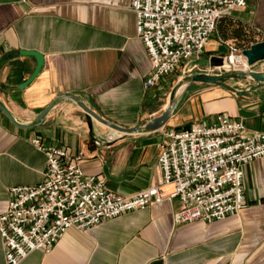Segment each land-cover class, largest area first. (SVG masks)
Masks as SVG:
<instances>
[{"label":"crops","instance_id":"crops-1","mask_svg":"<svg viewBox=\"0 0 264 264\" xmlns=\"http://www.w3.org/2000/svg\"><path fill=\"white\" fill-rule=\"evenodd\" d=\"M131 0H0V100L19 122L0 110V213L10 187L38 182L46 153L33 142L68 147L87 173L103 176L122 195L162 181L157 162L163 131L188 127L218 114L244 120L246 131H264V82L230 78L235 89L193 81L176 99L161 127L122 132L95 119L92 132L78 95L102 117L125 127L144 124L168 103L160 88L144 86L151 62L136 31ZM264 40V0L225 14L206 44L208 63L184 61L174 82L188 73L219 72L228 43L243 48ZM35 50L43 63L28 83L37 61L20 50ZM221 59V63L218 59ZM250 69L264 71V59ZM104 167L109 176L104 172ZM246 204L236 213L210 222L174 223L179 201L165 198L104 219L88 229L69 227L50 251L34 249L17 264H264V155L243 165ZM0 264H6L0 235Z\"/></svg>","mask_w":264,"mask_h":264},{"label":"built area","instance_id":"built-area-1","mask_svg":"<svg viewBox=\"0 0 264 264\" xmlns=\"http://www.w3.org/2000/svg\"><path fill=\"white\" fill-rule=\"evenodd\" d=\"M246 0H131L136 31L151 62L144 78L150 88L199 57L220 19ZM217 73L250 69L243 47L228 43ZM203 72H209L206 68ZM32 142L46 153L42 178L14 185L0 213L6 264H17L34 249L50 251L71 226L88 229L104 219L177 198L174 223L210 222L236 213L245 204L243 165L264 155V131H246L244 120L225 114L188 127H167L157 162L162 181L122 195L103 176L85 172L68 147Z\"/></svg>","mask_w":264,"mask_h":264},{"label":"water","instance_id":"water-1","mask_svg":"<svg viewBox=\"0 0 264 264\" xmlns=\"http://www.w3.org/2000/svg\"><path fill=\"white\" fill-rule=\"evenodd\" d=\"M243 53L246 56L248 65H252L253 63L264 59V40L257 41L254 43H251L248 47L243 48ZM22 54H28L33 55L36 58L37 64L31 73V75L23 81V85L28 83L30 80H32L35 75L38 73L42 63H43V55L35 50H20ZM218 62L221 63V59H218ZM252 78L255 81V84L253 86H260L264 82V71H256L253 69H246L243 71H230V72H223V73H209V72H196V73H188L186 75H183L179 79L176 80V82L172 85L169 96H168V103L167 107L158 115L153 116L148 121H146L144 124L133 126V127H125L122 125H118L101 115H99L94 109H92L90 106H88L78 95L73 93H63L59 94L56 97H54L50 103H48L35 117V122L40 121L44 115L47 113V111L61 98L63 97H69L72 100H74L80 108L85 113V118L88 124V128L90 130V133L92 132V120L95 119L113 129H116L118 131L122 132H131V131H149L157 129L161 126H163L168 119L170 118L172 111L174 109L176 99L179 95L182 94L186 86L193 82V81H201V82H209V83H217L220 85H223L225 87H228L229 89L234 90L235 88L232 87L229 83H227V79L230 78ZM0 110L16 125L24 126L25 124L19 122L16 120V118L13 116V114L10 112V110L5 106V104L0 100ZM104 172L107 176L108 173L106 171V168L104 167Z\"/></svg>","mask_w":264,"mask_h":264},{"label":"rangeland","instance_id":"rangeland-1","mask_svg":"<svg viewBox=\"0 0 264 264\" xmlns=\"http://www.w3.org/2000/svg\"><path fill=\"white\" fill-rule=\"evenodd\" d=\"M205 48H206V46H205ZM208 60H209V58H208V53L206 52V51H204L201 55H200V57H199V59L197 60L198 61V63L200 64V65H204V64H206V63H208ZM169 83H167V84H163L162 86H161V88H160V91L161 92H163V95H161V97H163V98H168V96H169V92H170V89H171V87H172V85L176 82H174L173 80H174V78L176 79V77H175V73H173L172 75H169ZM230 79H227V81H229Z\"/></svg>","mask_w":264,"mask_h":264}]
</instances>
